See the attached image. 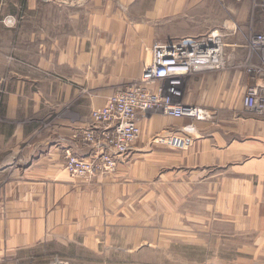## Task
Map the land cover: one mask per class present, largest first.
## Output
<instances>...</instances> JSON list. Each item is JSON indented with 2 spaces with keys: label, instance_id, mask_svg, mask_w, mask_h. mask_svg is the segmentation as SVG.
Instances as JSON below:
<instances>
[{
  "label": "crops",
  "instance_id": "crops-1",
  "mask_svg": "<svg viewBox=\"0 0 264 264\" xmlns=\"http://www.w3.org/2000/svg\"><path fill=\"white\" fill-rule=\"evenodd\" d=\"M188 1L81 0L77 14L72 15L78 22L81 14V24L67 29L64 39L51 37L50 48L61 50L56 61L50 55L49 60L37 65L48 70L44 74L49 75V84L44 91L40 88L35 92L34 99L45 115L64 112L61 117L65 121L55 136L34 143L23 136V143L30 145L21 153L10 154V162L0 166V173L9 170V197L17 201L15 207H23L18 202L27 199L36 208L37 218L28 222L40 236L47 231L50 240L67 247L81 241L83 248L98 257H132L158 248L165 256V250L174 244H184L187 251L193 248L200 255L202 251L197 248L205 245L204 255L216 256L218 239L210 243V231L204 233L207 225H231L243 233L249 230L251 209H258L256 217H264L260 212L264 208V115L245 108L243 99L253 79L236 65L186 75L183 101L199 106L208 116L197 120L150 113L141 121L145 135L120 157L115 174L84 181L66 169L67 149L79 155L94 153L89 146L74 144L73 129L90 122L92 110L104 105L125 81L139 77L150 62L143 63V52L155 41H163L154 40L155 28L141 18L183 14L190 2L192 7H216L212 0ZM215 14L211 10L209 14L198 12L194 22L183 20L188 24L181 28L171 27L168 20L165 31L198 33L210 26L212 30L217 23ZM138 32L151 35L138 37ZM16 98H9V110ZM191 123L194 130L183 132L182 128ZM155 133H165V139H155ZM176 138L178 142H174ZM160 160L165 162V203L156 201L154 205L150 199H142L141 204L149 208L147 223L155 222L154 208L165 209L161 222L165 228L143 230L137 226L138 193L147 192V187L139 190L136 183L119 181L123 177L134 180L136 172L147 173ZM29 223H25L28 232L24 228L16 239L39 238ZM119 258L113 263L121 264Z\"/></svg>",
  "mask_w": 264,
  "mask_h": 264
},
{
  "label": "rangeland",
  "instance_id": "rangeland-1",
  "mask_svg": "<svg viewBox=\"0 0 264 264\" xmlns=\"http://www.w3.org/2000/svg\"><path fill=\"white\" fill-rule=\"evenodd\" d=\"M212 1L216 3V7L207 5L206 7L194 6V8L190 2L183 14L179 12V15L175 13L164 17L143 16L140 18L155 28L154 40L163 41L176 36L197 35L211 31V26L198 33L165 31L167 28L165 23L168 20L171 27L181 28L194 22V17L196 18L194 15L198 12L209 14L210 10L212 15L216 12L215 16L217 17V23L212 25V30L215 26L219 29H224L226 26L233 29L226 38L228 43L245 42L248 37L259 33L264 28V5L259 2L260 0ZM78 4H81V0H0V166L10 162V154L21 153L23 147L30 145L23 143V136L29 137L31 143L43 137L55 136L56 132L61 129L59 128L60 123L65 121L61 117L65 113L58 112L60 110L54 111L51 116H48L45 115V110L42 111L39 109L40 107L38 108L34 93L40 91V88L44 91V87H48L49 75L44 74L48 70L40 69L37 65L41 60H49L50 55L53 61L58 59L61 49L50 48V39L53 36L64 39L68 32L67 29L71 31L78 26L77 23L81 24V20L84 19L81 14L78 16V22L75 21L76 18L72 17L78 10ZM199 8L202 10L198 11ZM183 20L188 23L185 24ZM137 34L138 37L142 36L141 34L151 35V33L141 32ZM149 47L147 51L143 52V63L146 60L150 61L151 44ZM234 56L232 66L236 65L237 68L244 70L246 69L243 62L258 64L261 63L262 58V54L240 49L235 51ZM140 76L125 81L121 87L124 88L138 81ZM14 95L17 97V102L15 101L9 110L8 100ZM40 117H43L44 121H40ZM74 117L77 115L75 114ZM22 126L25 134L23 128L21 129ZM143 135H145L144 132ZM153 137L160 140L165 137V133H155ZM29 150L31 148L27 152H30ZM147 150L150 151L149 148ZM116 172L97 173L92 177L78 179L89 181L98 175L109 176ZM135 174L134 180L123 177L119 182L123 184L136 183L141 187L139 190L147 187L144 189L147 192L139 191L138 193L139 220L137 226L148 231L153 229L163 231L164 226L161 222L165 209L154 208L153 219L155 222L147 223L149 219L146 218V212L149 211V208L141 204V201L150 199L154 205L156 201L165 203V190L163 189L165 186V162L163 160L156 161L155 166L147 173L144 170ZM10 178L9 170L0 173V264H114L113 260L117 261L118 255L98 257L92 254L89 249L80 245L81 241L67 247L60 242L50 240L47 231L44 236H40L37 233L38 230L35 232L34 225L28 222L37 218L34 215L36 208L31 206L32 202L26 199L18 202L23 207H15L17 201L11 200L12 197H9L8 181ZM11 194L16 195L17 193ZM9 200L10 202H7ZM257 212V208L251 209L249 230H244L243 233L231 225L214 223L206 226L204 233L210 231V243H214V238L218 239L216 256L213 254L204 255L205 245L197 248L198 251H202L200 255L193 248L187 251L184 244H174L172 248L165 250V256H162L161 248H158L146 250L150 252L138 256L130 257L122 254L119 258L120 262L121 264H162L163 261L165 264H264V217H256ZM260 212L263 214L264 208L260 209ZM25 223H29L33 227V232H35L33 235L39 236V238L24 242L15 238L16 235L24 232V228L28 232ZM101 242L102 244L106 243V241ZM238 245L240 250L237 249Z\"/></svg>",
  "mask_w": 264,
  "mask_h": 264
},
{
  "label": "built area",
  "instance_id": "built-area-1",
  "mask_svg": "<svg viewBox=\"0 0 264 264\" xmlns=\"http://www.w3.org/2000/svg\"><path fill=\"white\" fill-rule=\"evenodd\" d=\"M259 2L264 5V0ZM232 30L226 26L196 36L155 42L140 79L114 92L104 105L92 110L90 122L73 129L74 144L79 148L89 146L94 153L79 155L67 149L68 172L77 178L116 172L120 157L127 155L141 138V121L152 112L206 118L207 111L183 101L185 77L200 70L232 66L238 49L262 54L261 63L243 62L253 79L243 103L249 112L264 115V28L245 42L228 43L226 38ZM182 130L191 133L193 123Z\"/></svg>",
  "mask_w": 264,
  "mask_h": 264
}]
</instances>
